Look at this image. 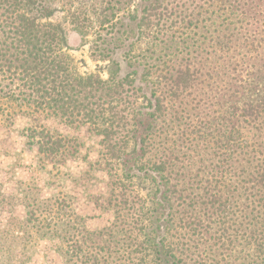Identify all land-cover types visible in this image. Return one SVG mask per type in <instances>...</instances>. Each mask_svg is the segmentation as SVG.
<instances>
[{
    "label": "trees",
    "instance_id": "16d2710c",
    "mask_svg": "<svg viewBox=\"0 0 264 264\" xmlns=\"http://www.w3.org/2000/svg\"><path fill=\"white\" fill-rule=\"evenodd\" d=\"M100 1L93 13L101 29L135 27L137 40L177 47L166 55L174 59L146 70V103L135 106L143 91L137 72L125 74L126 62L106 51L91 56L111 62L108 80L75 74L59 26L43 21L62 3L87 38L94 19L83 7L72 11L79 0H0V101L27 110L29 120L54 116L95 130L107 168L129 177L135 166L156 190L149 206L119 180L102 244L69 211L37 240H53L64 264H264V0ZM172 25L182 31L164 33ZM172 63L169 71L161 67ZM12 116L1 108L4 122ZM34 126L25 135L42 158L67 152L68 138L52 140ZM36 222L0 227V264L30 258L27 228Z\"/></svg>",
    "mask_w": 264,
    "mask_h": 264
},
{
    "label": "rangeland",
    "instance_id": "374dc122",
    "mask_svg": "<svg viewBox=\"0 0 264 264\" xmlns=\"http://www.w3.org/2000/svg\"><path fill=\"white\" fill-rule=\"evenodd\" d=\"M102 6L100 0H79L71 7L72 11L79 7L85 8L88 15L94 19V26L87 38H83L74 30L66 12L69 7L62 3L53 7L52 18L44 20L43 23L51 22L59 26L63 38L67 41V53L77 76L98 74L103 80H108L111 62L94 61L92 53L98 55L106 51L113 59L124 60V73L137 72L134 76L138 80L137 86L143 87L138 96L139 101L135 104L137 108L138 105L146 103L142 95L151 94L152 84L146 82V74L155 72L151 64L159 59H174L172 55H166L176 53L177 47L169 43V48L162 49L163 46L159 42L152 46L151 40H137L139 32L132 29L135 27L119 25L101 29L93 12ZM118 15L121 17L124 12H119ZM164 30L169 36L174 35L175 31H182L176 25ZM172 66L173 63L168 65V68L161 65L165 71H169ZM152 68L153 72H146ZM148 79L154 81L152 75ZM3 107L13 116L10 122H4L0 117V227L16 229L20 221L29 217L37 219L38 226L36 229L27 228L31 235H34V239L28 244L32 251L24 264H64L53 240H37L35 236L38 232L50 233V230L55 228L53 222L59 221L64 214L61 211L73 213V218L82 220L87 231L99 233L98 241L102 244L104 239L100 233L114 221L116 207L113 204V195L119 180L123 185H129L134 194L141 195L151 206L150 194L156 190L152 179L147 174L138 172L135 166L128 170L132 177L130 174L127 177L121 167L114 166L113 170L107 168L105 150L101 144L102 137L95 130L87 126L66 125L54 116H36L35 119L30 116L32 120H29L25 116L29 112L17 108L12 102L0 101V113ZM136 116V119L140 118L137 114ZM34 125L44 126L50 135L52 134V140L66 138L64 144H67L68 138L70 146L67 152L54 160L42 158L44 156L40 155L36 148L30 147L25 135V129ZM135 127L137 128L136 125ZM133 149L134 146L130 145L128 151L131 153ZM131 160L132 164H135L133 157ZM50 199V207H41L40 202ZM32 210H35L34 213L29 214ZM50 226L51 229L48 228ZM23 259L25 258L22 251L17 262Z\"/></svg>",
    "mask_w": 264,
    "mask_h": 264
}]
</instances>
